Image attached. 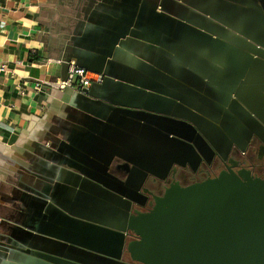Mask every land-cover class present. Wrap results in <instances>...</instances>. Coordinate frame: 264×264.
Returning <instances> with one entry per match:
<instances>
[{
  "label": "crops",
  "instance_id": "crops-1",
  "mask_svg": "<svg viewBox=\"0 0 264 264\" xmlns=\"http://www.w3.org/2000/svg\"><path fill=\"white\" fill-rule=\"evenodd\" d=\"M2 64L0 264H135L148 178L264 145V0H0Z\"/></svg>",
  "mask_w": 264,
  "mask_h": 264
},
{
  "label": "water",
  "instance_id": "water-1",
  "mask_svg": "<svg viewBox=\"0 0 264 264\" xmlns=\"http://www.w3.org/2000/svg\"><path fill=\"white\" fill-rule=\"evenodd\" d=\"M233 166L189 185L172 183L153 195L149 210L129 214L126 230L134 238L125 248L131 260L264 264V180Z\"/></svg>",
  "mask_w": 264,
  "mask_h": 264
},
{
  "label": "flooded vegetation",
  "instance_id": "flooded-vegetation-1",
  "mask_svg": "<svg viewBox=\"0 0 264 264\" xmlns=\"http://www.w3.org/2000/svg\"><path fill=\"white\" fill-rule=\"evenodd\" d=\"M212 161L209 164H203L195 171H191L187 167L172 169L165 179L148 178L139 190L141 196L135 202L136 204L131 209L130 214L136 211L145 212L149 210L152 206L151 204H153V195H162L165 188L170 184L177 182L181 186H185L208 177H213L219 171L225 169L226 165L230 166L233 164L234 171L245 169L250 171L253 176L260 177L264 180V145L257 142L254 138L249 141L246 149L240 151L237 147L233 146L226 159L216 155ZM114 167L119 171L122 170L118 162L115 163ZM127 233L129 240L134 238L133 233L130 231ZM135 264L140 263L135 262Z\"/></svg>",
  "mask_w": 264,
  "mask_h": 264
},
{
  "label": "built area",
  "instance_id": "built-area-1",
  "mask_svg": "<svg viewBox=\"0 0 264 264\" xmlns=\"http://www.w3.org/2000/svg\"><path fill=\"white\" fill-rule=\"evenodd\" d=\"M1 71H5L4 64L0 66ZM101 82L102 75H94L87 71L81 65H78L74 61L68 62L67 75L63 79H56L54 81H42L34 80L30 85L28 83L16 84L15 89L20 96L24 97L28 94H37L42 91L43 85H47L54 89H65L76 85L79 89H87L92 82Z\"/></svg>",
  "mask_w": 264,
  "mask_h": 264
}]
</instances>
